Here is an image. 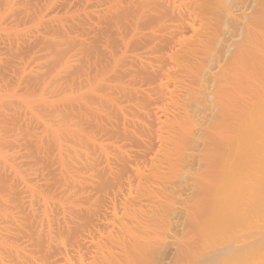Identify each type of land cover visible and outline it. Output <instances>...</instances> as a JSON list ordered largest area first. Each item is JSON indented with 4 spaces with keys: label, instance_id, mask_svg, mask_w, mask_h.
<instances>
[{
    "label": "bare ground",
    "instance_id": "obj_1",
    "mask_svg": "<svg viewBox=\"0 0 264 264\" xmlns=\"http://www.w3.org/2000/svg\"><path fill=\"white\" fill-rule=\"evenodd\" d=\"M86 1V7L85 2L82 4L85 9L83 6L81 8L84 9L85 13L82 12L83 10L80 12L79 7L76 6L79 10L77 13V10L72 11L75 8L76 0H64V2L63 0H46V3L43 0L42 2L45 4L40 7L42 8L40 10H38L40 0H0V264H60V262H62L61 264H264V0H166V3L171 6H168L170 10L166 8L167 5L163 0L160 1L161 5L156 2L159 5L158 10L157 5H154L156 7L154 10H157L156 14L159 12L160 15H167L165 18H168L169 12L173 9L177 11L176 14H179L177 16L172 12L176 17L173 16L175 19H172L171 23H174L177 29L170 27L172 38L170 33L166 32L169 31L167 30V22L166 27L163 25L166 28V34L169 35L166 37L171 38L174 43L171 42L172 45H170V40H164L166 37H163L161 42L158 40L160 43L156 44L155 39L157 40L158 37L155 39L152 37L154 31H148L149 26H147L149 28L147 33L151 32L149 36L154 39V41L151 40V44V38L148 41L139 39V36L145 31L142 32L140 29V34L137 29L139 36L136 37L137 33L134 36L135 30L132 32L134 28H130L129 32H132L130 33L133 34V37L142 42L146 41L145 43L148 44L146 46L144 43V50L146 48L149 50L154 46V49L156 48L160 53H162L161 50L166 51L163 53L169 59L165 58L168 59L165 64L162 62L164 60L161 58L162 56L160 57L162 60L159 63H163V65H159L160 69L163 70V72L159 70V75L161 74L162 77L160 78L163 79L159 81L160 84L158 80H155L158 76L155 79L148 78L153 77L155 70L150 66L152 64L147 66L150 63H148V59L145 64V59L143 60L141 57L144 56L142 52H145L143 48H141L143 51H137L142 46L137 47L136 52H132L134 53L132 55L129 52L132 49L131 46L130 50L126 49L129 53L125 52L127 55L129 54L128 56H136L135 54L139 52V56L144 61L143 63L139 59L142 62L140 64H143L144 68L146 66V69L150 66L152 69H148V72L153 70V73L147 78L152 82L153 80L157 81L161 86L157 84L154 85L156 86L154 88L158 90L160 87L165 90V95L166 93L168 95L166 101H164L165 98H162L163 101L158 102V104L163 103L162 106L158 105L161 107H159L157 114L160 115L157 119L161 125L159 124L160 130L157 133L159 138L155 137L160 141V145L152 157L155 148H152L154 145L151 143V148L154 150L149 148L152 151L151 154L150 152L149 155L147 154L148 159L151 157L149 163L148 159L144 162L141 161L146 156L143 157V153L140 155L142 159L139 160L143 163L147 162V165L139 163V161L135 162V158V163L132 164V167L130 166L132 169L127 165V168L134 173L130 172L131 175H129H136L135 178L137 177L138 180H136L137 185L134 181L135 184H131L133 183L131 182L130 186L129 180L132 181L133 179L131 178V180L130 176L127 175L128 173H125L126 177L124 178L126 181L128 180L125 185L127 184L128 188L123 185L124 175H120L125 170L129 172L127 168L122 169L123 166L119 165H122L124 161L121 159V161L119 160L121 163H113L112 160L116 161L117 155L126 158L127 155L124 156V153L127 149L129 152L131 146L123 148L125 151L122 153V144H125L124 147L128 144L123 143L122 138L128 136L126 138L129 140L130 135L136 130L134 124L136 126L138 124L137 122H132L133 124L122 122L127 127L133 125V131L128 132L131 133L128 135L127 130L129 129L126 130V125L123 124L122 127L125 131L122 128V135L125 134L123 131L127 134L123 137L118 134L121 132V124L116 125L119 126L117 130L120 132L114 129L111 131V127L108 126L112 124L114 128L117 123V121H109L114 120L111 117L115 118L113 115L118 112L117 109H114L115 106L112 108L115 99L124 96L122 100H125L128 97L126 100L129 102L126 103L121 99H119L121 102L118 100L120 102V105L116 104L118 108L124 106L122 104L127 105L128 103L129 105L131 98H133L131 102L137 101L138 103L143 99L140 95L135 97L133 92L134 86L140 83L137 82L140 76L135 78L137 84L134 81L133 83L136 84L134 86L132 77L134 78L135 75L131 78H125V80L132 79L131 83L129 81V85L132 84L130 86H133L134 97L131 96L132 92L128 91L127 87L130 86L128 83L126 86L125 80L123 86V74L125 73L123 69L129 65L123 64L120 58L123 59L125 56L119 58V55L125 51L122 50V41L126 39L125 43L123 42L126 46L129 42L126 37L131 34L125 32L127 36L121 37L125 38L123 40L120 38L121 34L115 35L117 29L113 30L114 32L111 31L116 36L114 38L118 37L120 38L118 41L121 40L120 47L118 46L119 50H122L120 52L114 43H111L114 41L116 43V39L112 38L113 41L110 39L111 42L108 43L110 52L107 47L100 46V42L103 40H101L99 32L96 35L99 37L91 35L90 38L85 37L86 34L82 33V36L81 33L78 34L79 29L82 30L84 25H92L85 11H89L87 4L91 3V0ZM138 1L133 2L134 5L142 4L140 3L141 0ZM78 2L79 0H77ZM118 2H113V8L117 6L116 10L122 8L121 6V8L118 7ZM145 2L147 4H145L146 6L143 5L145 6L144 9L146 11L147 8L149 11L153 2L151 4L148 3V0ZM162 2L166 7L162 5ZM116 3L117 5H115ZM133 3L125 0V4H123ZM109 5L112 3L108 2ZM134 5H130V9H128L129 6L128 8L126 6L128 12L121 9L124 11V16L117 11L118 17L122 15L121 17L124 18L125 12L132 13L131 16L136 13L138 15L137 10L134 12L137 9ZM62 6L64 9L67 7V10L59 12ZM154 6L153 8H155ZM107 7L105 10L112 6ZM133 7L134 9H132ZM55 9L60 15L64 12L68 13V17L65 15L67 18L62 19L65 13L60 17L56 11L58 15L55 14V17L52 13ZM130 10L131 12H129ZM154 10L151 11L154 12ZM43 12L47 14L51 12L52 14L49 13L51 15H48L54 16L55 20L46 19L47 14L44 15ZM99 12H97L98 18L101 20L102 16L99 17L101 12ZM102 12L105 14L104 10ZM110 12L113 11L110 10ZM114 12L111 14L114 15ZM79 13H82L90 22L80 24L82 21L79 20L82 17L78 15ZM93 14L91 15L93 16ZM141 15L143 14L141 13ZM141 15H139L140 19ZM139 16H136L137 19ZM171 16L170 12L169 20H166L169 21V24H171ZM108 17L104 18V21L107 24L109 22L110 25L112 19L118 18L116 16V18ZM130 17L128 18L130 19ZM134 17L132 18L135 21ZM119 19L113 21L117 22ZM151 19L154 20L152 17ZM120 20L119 24L116 23V27L121 29L122 25L120 24L126 20ZM92 21L95 25L97 24L93 18ZM53 22L58 23L53 25ZM115 22L112 24L115 25ZM130 22L131 27L134 23L133 21ZM139 22L138 25H141L142 22ZM147 22L149 24V20ZM99 23L102 26L100 33L106 35L107 33H104L105 30H103L105 28L103 21ZM158 24L155 25L157 26L156 29L158 26L161 27V22ZM79 25H83L82 28L81 26L79 28ZM110 25L108 27H111ZM144 25L145 23H142V26ZM93 27L91 28L94 31L96 28ZM116 27L112 26V29ZM84 28L85 31H82L85 33L86 29ZM125 28L122 30L124 31ZM172 29L176 31L173 32ZM106 30H109L107 37L108 35L109 38L114 36L110 35V29L106 28ZM150 30L155 29L152 26ZM119 31L121 33V30ZM95 32L93 34H96ZM86 33H88L87 36L90 35V31ZM161 34L165 35V33ZM33 38L37 40V43L34 42L35 44L30 45ZM128 38L131 39V37ZM106 39L109 42V39ZM152 41L155 43L154 45H152ZM24 43L30 45V48L34 45V50L32 48L30 52H25L28 49L24 50ZM111 44L114 45V50L110 46ZM99 47L109 51L110 57L115 53L113 51L120 54L112 57V61L108 55L107 59L110 62L105 60V64L102 66L100 64L99 68L97 61L102 63V60H97L100 58L98 56H104V54H100L102 52L99 51ZM135 48L136 46L133 50ZM154 49L152 51H155ZM152 53L154 52H151V55L157 57L161 55L160 53V55ZM95 56H97L96 61H94L96 65L94 62L91 63V58L93 59ZM146 56L149 57L148 55L144 57ZM136 57L138 60V55ZM103 58L105 57L101 59ZM130 60L127 62H134ZM139 62L137 61L136 66L140 65ZM154 62L156 61L154 60ZM91 64L95 66L94 73L90 69ZM121 66H124L123 69ZM155 67L158 68V66ZM135 68L139 70V66ZM87 69L94 76L86 72ZM146 69L144 71L141 69L143 77L140 78L142 81L144 75H147ZM109 73H113V76H109ZM128 73L129 75L126 76H131L134 72L131 74L129 71ZM135 74L138 76L137 72ZM107 75L112 79L106 78ZM6 76L7 78L10 77L9 81H6ZM126 76L124 74V77ZM234 81L237 89L235 88L236 85L232 86V90H236L231 95L236 94L235 99L228 95V93L230 94L229 90L227 92L228 85H233ZM82 82L84 83L83 87L80 85ZM151 83L146 85L150 86ZM139 85L143 87L144 84L141 85L140 83ZM157 86L159 87L157 88ZM142 87L139 89L142 90ZM24 88L27 90L22 91L25 90ZM162 89H160V94H162L160 96L164 97ZM136 90L139 93L140 90ZM152 90L150 92L154 94L156 90L154 92ZM145 95L142 96L146 101L145 97L148 94ZM158 95L156 96L159 98ZM156 96L155 99H157ZM138 97L141 99L134 100ZM153 97L150 99H154ZM150 101V103L153 102ZM154 101L156 102V100ZM135 102H132L133 106L139 107L140 105L135 104ZM146 102L148 105L149 99ZM154 104H152L153 109L157 103ZM11 105L14 108V113L9 115L7 111ZM146 108L143 106L142 109L145 110ZM152 108L151 110H153ZM121 109L123 108L121 107ZM121 109L118 110L121 111ZM155 109L157 110V107ZM124 110L125 113L129 109L124 108ZM93 111H97L101 115L94 116L93 114L89 117ZM123 111L121 112L123 113ZM141 111L138 112L140 113L139 119L143 113ZM118 113L116 118H118ZM129 113H126L127 116L130 115ZM123 114L119 116H124ZM144 114L146 119L149 115ZM157 114H155L156 117ZM132 115L135 118V114L132 113ZM100 116H103V120L106 117L109 123L106 120L104 122L109 125L102 127L103 125L100 124L102 129L98 128L100 126L97 123L96 126L89 125L95 130L98 128L99 130L96 131L99 135L94 130H90L91 127L86 132L87 128L84 125L88 121H91V124L97 122ZM92 117L97 118L96 121ZM155 118H153L154 122H157ZM129 119H127L128 122L134 120ZM118 123H120L119 120ZM144 126L146 127V124ZM142 127L143 124L141 129ZM103 128L104 131L107 128L108 131L105 132L111 131L110 134L115 137V139H110L111 135L108 133L109 137L106 139H108L107 141L110 140V143L116 141L117 145V140L121 139L118 145L114 146L115 150L119 149L118 146H120L121 149L119 150L123 155H120V152L117 154V150L116 153L112 152L114 147L111 150L112 143L107 145L106 140V144L104 143V136L100 137L102 140L99 138L101 130L104 132ZM129 128L131 127L129 126ZM155 128L153 129L156 130ZM114 131L117 134L116 132L114 134ZM89 132L95 133L93 135L96 136L88 135ZM97 135L99 139H97ZM116 135L120 137L117 140ZM142 135L144 136V133ZM32 137L36 142H30ZM138 137L141 138L142 136L138 135ZM155 138L154 141L156 142ZM138 139L134 138L133 141L138 142ZM141 139L143 143L145 139ZM133 141L130 142L133 143ZM145 145L144 149L141 147L142 150H146ZM24 147L25 149L21 153ZM51 151L53 155H51ZM133 152L139 151H132V155ZM49 154L55 157H49ZM135 156L139 155L136 153ZM50 158H56L57 164H60L58 168H61V172L59 169L55 172V174L60 173V175H52L53 170H57V168L54 166L53 169L51 165L53 161ZM132 158H126L125 163ZM48 159L52 161H48L51 163L48 164L50 167L52 166V170L50 168L47 170ZM46 164L47 169H45ZM115 164L117 165L116 169L118 166V168H122L121 170L117 169L120 172L115 171L116 169L113 170V174L115 171L116 175L112 179L113 176L110 178L112 174L110 166L115 168ZM202 164H204V168L200 166ZM197 165L202 168H198ZM34 166L35 169H33ZM43 170L51 171L52 173L46 171V174L49 177L51 174L54 179L51 178V181L49 179L48 183H42L44 180L40 182L37 178L43 179L41 178L43 176L39 177L40 173H44ZM200 170L204 173H201ZM34 174L37 178L32 177ZM48 175L44 179H47ZM54 176L58 177L55 178ZM114 179H116L115 182ZM117 183L123 185H119L122 188L121 191L119 189L120 193L115 191L118 187ZM124 186L127 190L123 189ZM134 186H136L135 189L132 188ZM115 192L122 195V198H119L120 203L118 204L121 205L119 208V205H116L119 199ZM144 197L148 198V201L150 200L148 203H151V208L145 206L148 205L147 200H145V205L143 201L145 207L142 206L141 201L142 198L145 199ZM143 207L148 211L144 210ZM94 221L108 225L106 228L110 230L105 232L106 229L97 226L102 225L97 222L94 227ZM85 233H87V241L90 237L89 243L94 246L93 256L90 251L88 254L83 250L88 258L81 249L84 241L82 240L81 246V240L77 241L79 245L74 242L77 236ZM45 242L48 243L49 248L50 245H53L54 248L55 246L58 247L56 250L60 254V258L58 257L60 262L56 260L57 258H52L55 249L52 250V254L45 250L47 249ZM44 244H46V248ZM118 245L120 247H115ZM90 247L92 248V246ZM51 248L53 247L51 246ZM116 248H122V254ZM116 250H119L118 254H116ZM119 254L122 256H117ZM89 255L92 257L89 258Z\"/></svg>",
    "mask_w": 264,
    "mask_h": 264
},
{
    "label": "rangeland",
    "instance_id": "obj_2",
    "mask_svg": "<svg viewBox=\"0 0 264 264\" xmlns=\"http://www.w3.org/2000/svg\"><path fill=\"white\" fill-rule=\"evenodd\" d=\"M42 1H43V0H42ZM42 1L40 0V6H39V9H38V10L42 9V8H40V7H43V5L46 3V2H45L46 0H44L45 3H43ZM48 1H49V0H48ZM82 1H84V0H79V2L77 3V0H76V4H78V5H76V4L74 3V6H75L76 9L74 8L75 10L73 9L72 11H76V10H77L76 12L78 13L79 10H78L77 8L79 7L80 12H81V10H83L82 12H84V9H85V7H86V2H87V1H86V0L84 1L85 4H84V2H82ZM98 1H99V3H98ZM101 1H102V2H101ZM104 1H105V2H104ZM104 1H103V0H97V1L91 0V1H90L91 3L87 4V7H88V5H89V9H88L89 11H90L92 8H93L92 11L94 10V11H93L94 14L92 13V11H90V13L87 14V12H89V11L85 10V11H86L87 18H89V20H91V23H90V24H92V25H89V24H88L90 21H87L88 19L85 18V17L83 16L82 13H79V14H78L79 16L82 17V19L84 18V20H82L81 17H79V18L81 19V20H79V21H80V22L82 21L80 24H83V23L85 24V23L87 22L88 26H87V25H84V27L86 26V28H84V27H83V28L86 29V32H89V31H90V33H89L90 35L87 36L88 33H86V32L84 33V32H83V31H85V30H83V28H82L83 25H79V28H80V26H81V28H82L83 31H82L81 29H79V31H78L79 33H78V34L81 33V34H80L81 36H82V33H83L84 35L86 34L85 37H87V38H88V37L90 38L91 35H92V36L94 35L95 37H99V36H100L101 40H103L104 42L106 41L104 44L102 43L103 41L100 42V46H101V47H107V49H108L110 52H111V50H110V48H108V47H109V44H110L111 41H113L112 38H113L114 40L116 39V41H117L116 43H115V41H114V42H111V43H114L116 49L118 48V49H117L118 52H120V51H122V50H125L124 52H121V55H122V56L119 55V58H120V57H123V55L125 56V57H123V59L120 58V60L123 62V64H125L126 66H127V65H129V66L131 65L132 68H134V69H136L135 67L138 68V66H139V70L141 71V69H142V70L144 71V69H146V66H145V68H144V65H143V64H142V65L140 64V63H142L141 60H142V58H143V60L145 59V64H146L147 61H148V63L150 62L149 64H147V66L150 65V64H152V65H150V66L153 68V70H155V71H153V70H152V71H153L155 74L157 73L156 75L154 74L155 76L153 75V77L150 76V77H148V78H150V79H155V78L158 76L157 79H155V80H158V82H159V81H162L163 79L161 80V78H162V77H161V74L159 75V73H160L159 70H162V69H160V66H159V65H161V64L163 65V63H159V62H161V60L164 59L162 62H165V64L167 63L166 61H167L169 58L163 53V52L166 53V51L161 50V52L163 53V55H162V53H160V51H158L156 48L154 49V46H152V48L150 47L151 49H149V50L145 47L147 50H146V49L144 50L143 45H144V43H145L146 41L149 40V38H151V37L149 36V33H151L152 31H154V32H152V33H153V36H152V37H153L154 39H155L156 37H158L157 40L155 39V41H157L156 44H159V43L161 42L162 38H163V37H166V36L168 35V34H166V32L170 33L169 35H170V37L172 38V36H171L172 31L170 30V27L172 26L171 28L176 29L174 23H171V22L173 21L172 19H175V18H173V16H175V15H173V13L176 14L177 11H176L175 9H173V10L171 9L172 11H170L171 14H172V16H171V18H170V19H171V20H170V23L172 24V25H171V24L168 23L169 21H166V20H169L170 12H169V14H168V16H169L168 18H165L167 15H166V16L163 15V14L160 15L159 12L156 14V12H157V10H158V8H159V5H157L156 2H159L158 4H160V1H162V0H159V1H158V0H153V1H152V0H148V3L151 4V3L153 2V5H151V7H149V5H147V6L150 8V9L148 8L149 11H148L147 8H146V11H147V12H146L145 9H144L145 6H146L145 4H147V2H145V0H141V2H140V0H139V1L137 0L138 2L142 3V4L138 3V4H140L141 6H140V5H139V6L134 5L135 3H133V2H135L136 0H126V1L129 2V3H133V4H127V5H124V4H125V0H119L120 2H118L117 0H115V1L118 2V4H119L118 7L121 6L122 8H121V7H120V8H121V9H125L124 11H127L126 6H127V8H128V6H129L128 9H130V5H134V7L137 8V9L134 10V12L137 10V11H138V15H137V13H136V14L134 15L135 17H134V16H131V15H133V14H132V13H127V12H128V11H127V12H125V13L127 14V16H126V14H125V17H124V18L121 17L122 15H119V17H118V12H119V13L121 12V13L123 14V16H124V11L121 10L120 8H118V9H120V10H116L117 6L113 8V5H114L113 2H115L114 0H111L112 2H111L110 0H104ZM122 1H123V2H122ZM146 1H147V0H146ZM151 1H152V2H151ZM63 2H64V0H63ZM80 2H82L81 5H80ZM88 2H89V1H88ZM95 2H96V3H95ZM100 2H101V3H100ZM108 2H109L110 4L112 3V5H109V6H112L111 8H108V7H109V6H108ZM154 2H155V3H154ZM163 2L167 5V7H166L165 4H163ZM163 2H162V5H164L167 9L169 8L168 10H170V7H171L170 4L166 3V2H167L166 0H163ZM41 3H43V4H41ZM94 3H95V4H94ZM106 3H107V4H106ZM123 3H124V4H123ZM143 3H144V4H143ZM36 4H37V2H36ZM82 4H84L85 7H84V5H82ZM90 4H91V5H90ZM100 4H101V5H100ZM136 4H137V2H136ZM41 5H42V6H41ZM97 5H98V6H97ZM115 5H117V3H116ZM122 5H124V6H122ZM143 5H145V6H143ZM154 5H157V6H156V7H157V10H154V9H156V7H155ZM160 5H161V4H160ZM69 6H70V5H69ZM76 6H78V7H76ZM80 6H81V7H80ZM82 6L84 7V9H81V8H83ZM90 6H92V7H90ZM94 6H95V7H94ZM100 6H101V7L104 6V7L101 8ZM107 6H108V7H107ZM153 6H154L155 8H153ZM168 6H170V7H168ZM65 7H66V6H65ZM67 7H68V5H67ZM67 7H66V8H67ZM106 7H107L108 9L105 10ZM134 7H133L132 9H134ZM62 8H63V9H62ZM62 8H60L59 12H61L62 10H63V11L67 10L66 8L64 9L63 6H62ZM97 8H100V9L97 10ZM140 8H142V9H140ZM151 8H152V9H151ZM56 9H57V8H56ZM56 9L54 10V12L56 11ZM101 9H103V10L105 11V14L108 13V14H106L107 17L110 16V14L113 13V12L116 10V11H115L116 14H115V12H114V15L111 14V16H112V18H116V17H118V18H117V19H112V18H111V19H112L111 25H110L109 22H108V21H111V20L108 19V21H107L108 24H107V23L104 21V18H107V17H106V15L104 14V12H102L103 10H101ZM109 9L112 10L113 12H110ZM114 9H115V10H114ZM132 9H131V10H132ZM143 9H144V11H143ZM108 10H109V11H108ZM131 10H130L129 12H131ZM141 10H142L143 12H142ZM151 10H154L155 13L152 12ZM57 11H58V9H57ZM57 11H56V12H57ZM99 11H100L101 14H102V15L99 14V17L102 16V17H101V20H102V18H103V20H102V21H103V26L105 27V28H103V30L106 31V32L104 31V33H107V34L109 33V32H107V31H109V30H106V28H108V29H110V35H111V34L114 35L112 32H114L115 29H117V30H118V31H117L118 33L116 32L115 35H116V36H119V35L121 34V35H120V38H121V37H123V36H124V37L127 36V33L130 35L134 30H135V33H134V36H135V34L141 29L140 31H142V32L145 31V33H146V34H145L144 32L142 33V35H143V39H142V35L139 36V33L141 34L140 31H139V33L136 34V37L139 36V39H140V40H146V41H143V42H142V41H140L138 38L133 37V36H132L133 34H131L130 36H127V37H126L127 40L129 39V40H128L129 42L131 41V42H130V45H129V42H128V44L126 45V46H127V48H126V46L123 44V42L125 43V41H126L125 38H121V39H123V40L125 39V41H122V44H121V40L118 41V39H120V38H118V37H117V38H114V37H116L115 35H114L113 37L109 38V35H108V37H107V34L105 35V34H103V33H100V32H102V26L100 25L101 23H99V22H102V21L99 20L100 18H98V13H97V12H99ZM117 11H118V12H117ZM54 12L52 11V13L54 14V16H55V14H56V15H58V14L60 15V13L57 12V13H58V14H57L56 12H55V13H54ZM95 12H96L97 14H96ZM100 12H99V13H100ZM109 12H110V13H109ZM139 12H140V13H139ZM151 12H152V14H153V13H154V14L152 15ZM172 12H173V13H172ZM43 13H45V12H43ZM49 13H51V12H48V14H49ZM52 13H51V14H52ZM64 13H65V12H64ZM64 13H63V14H64ZM69 13H72V12H69ZM84 13H85V12H84ZM121 13H120V14H121ZM141 13H142L143 15H141ZM145 13H146V14H145ZM46 14H47V13H45L44 15H46ZM48 14H47V16H46V19H47V18H49V19H50V18H51V19H54V18H53L54 16L51 17V16H49V15H51V14H49V15H48ZM63 14L61 13L60 17H62ZM67 14H68V13H67ZM67 14L65 13V14L63 15L62 19H66V18L68 17ZM91 14H93V16H92ZM95 14H96V15H95ZM148 14H151L152 16H151V15H148ZM65 15H66L67 17H66ZM129 15H130L131 17H130ZM139 15L142 16L141 19H140V16H139ZM157 15H158V16H157ZM159 15H160L161 17H160ZM162 15H163V17H162ZM176 15L178 16L179 14L177 13ZM94 16H95V17H94ZM96 16H97V18H96ZM111 16H110V17H111ZM115 16H116V17H115ZM136 16H139V18H138L139 20L137 19ZM143 16H144V17H143ZM150 16H151L154 20H155V19H157V20H156L155 22H154V20L152 21V19H151ZM55 17H56V16H55ZM57 17L60 18L59 16H57ZM64 17H66V18H64ZM110 17H108V18H110ZM120 17H121V18H120ZM128 17H130V19H132V20H130ZM132 17L135 18V21L137 20V21H136V22H137V25H136V22L134 21V19H133ZM157 17L160 18V19H158ZM175 17H176V16H175ZM92 18H93L94 20H96V22H97L96 25H97L98 28L101 26V27L99 28L101 31L96 27L95 23L92 21ZM119 18L122 19V21H123V20H126V21L128 20L127 22H126V21H123V23L120 24V25H122V26H121V29H120V27H118L119 29L116 27V26H117L116 23L119 24V21H121ZM126 18H127V19H126ZM146 18H147V20H146ZM162 18H164L165 20L163 21ZM46 19H45V21H46ZM118 19H119V21L115 22V21L118 20ZM150 19H151V23H150ZM161 19H162L163 23H162ZM54 20H55V19H54ZM85 20H86V21H85ZM98 20H99V22H98ZM106 20H107V19H106ZM113 20H115V21H113ZM141 20H142V21H141ZM143 20H144L145 22H144ZM148 20H149V24H150V25L147 24V23H148V22H147ZM129 21H131V22L133 21V23H134L135 26L132 24L131 27H130ZM139 21H141L143 24L145 23L146 27H144L145 25L142 26V23L139 22ZM92 22H93L94 24H93ZM113 22H115V25L112 24ZM124 22H126V23L124 24ZM131 22H130V23H131ZM138 22L141 23V25H140V24L138 25ZM146 22H147V23H146ZM153 22H154V23H153ZM160 22H161L162 30H161V27L158 26V29H156L157 26H155V25H157L158 23L160 24ZM166 22H167V26H168V27H167V30H169V31H171V32L166 31V28H165V27H166ZM174 22H175V21H174ZM57 23H58V22H57ZM57 23L55 24V22H53V25H54V24L57 25ZM98 23H99V26H98ZM104 23H105L106 25H105ZM175 23H176V22H175ZM123 24H124V25H123ZM126 24H129V25H127V26H129V27H127ZM152 24H153V25H152ZM159 24H158V25H159ZM176 24H177V23H176ZM108 25H110L111 27H108ZM163 25H165V27H164ZM169 25H170V26H169ZM173 25H174V26H173ZM40 26H41V27H40ZM40 26H38V27L42 28V25H40ZM90 26H91V27L95 26L96 29H94V31H96V32H95L96 34H93L94 31H93V29H92ZM112 26H113V27H116V28L112 29ZM133 26H134V27H133ZM138 26H139V27H138ZM147 26H149L150 29H152V26H153L155 30H150ZM89 27H90V28H89ZM125 27H126L127 29L129 28L128 31H127V29H126ZM136 27H137V28H136ZM143 27H144V28H143ZM163 27H164V28H163ZM93 28H94V27H93ZM123 28H125L124 31L122 30ZM130 28H131V29L134 28V29L132 30V32L130 31L131 33L129 32V30H131ZM135 28H136V29H135ZM159 28H160V30H159ZM88 29H89V30H88ZM91 29H92V30H91ZM97 29H98V31H97ZM137 29H138V31H137ZM148 29H149V30H148ZM163 29H165L164 32H163ZM173 29H172V30H173ZM87 30H88V31H87ZM113 30H114V31H113ZM119 30H121V33H120ZM125 30H126V31H125ZM147 30H148V31H151V32L147 33V32H148ZM176 30H177V29H176ZM176 30H173V32L176 31ZM91 31H92V32H91ZM111 31H112V32H111ZM122 31H123V32H122ZM155 31H156V33H157V32H158V33L156 34ZM159 31H160V32H159ZM161 31H162V32H161ZM165 31H166V32H165ZM98 32H99V33H98ZM125 32H127V33H125ZM97 33L99 34V36H96ZM161 33H165V35H164V34H161ZM117 34H118V35H117ZM155 34H156V35H155ZM84 35H83V37H84ZM137 35H138V36H137ZM145 35H146V36H145ZM157 35H158V36H157ZM159 35H162V36H159ZM169 35H168V37H169ZM148 36H149V37H148ZM128 37H131V39L128 38ZM145 37H148V38L144 39ZM168 37H166L165 39L163 38V39L166 40V41H169V40H170V45L174 44V43L172 42V39H171V38L169 39ZM106 38L109 39V42H107L108 40H107ZM153 38L150 39V44H151V40L154 41ZM159 38H160V39H159ZM167 38H168V39H167ZM174 38H175V37H174ZM174 38H173V39H174ZM93 39H94V38H93ZM97 39H98V38H97ZM110 39H111V41H110ZM132 39H133V42H132ZM136 39H138V40H136ZM88 40H89V39H88ZM90 40H91V39H90ZM134 40L137 41V42H135ZM158 40H160V42H159ZM32 41H33V42H32ZM32 41H30V42H32V43H30V45L33 44L34 42L37 43V40H35V38H33ZM153 41H152V45L155 44ZM173 41H174V40H173ZM89 42H90V41H89ZM158 42H159V43H158ZM171 42H172V44H171ZM27 43H29V42H27ZM27 43H24L23 46H24V50H25V49H28V50L25 51V52L28 53V51L30 52V51H31L30 49H32V48L34 47V45H32L31 48H30V47H29L30 45L28 46ZM35 43H34V44H35ZM108 43H109V44H108ZM134 43H135V44H134ZM147 43H148V42H147ZM106 44H108V45L106 46ZM116 44H117V46H116ZM119 44L123 45V46H122V47H123L122 50H119V49H120V48H119V47H120ZM145 44H146V43H145ZM150 44H149V45H150ZM163 44H166V43H163ZM104 45H105V46H104ZM114 45L111 44L110 46L113 48ZM132 45H133V46H132ZM147 45H148V44H146V46H147ZM26 46H27L28 48H27ZM35 46H36V45H35ZM118 46H119V47H118ZM130 46H131V48H132V49H131L132 51L129 49ZM135 46H136V48H135V50H133ZM139 46H142V47H140V50H139V48H138V50H137V47H139ZM144 46H145V45H144ZM150 46H151V45H150ZM2 47L4 48L3 45H2ZM2 47H1V48H2ZM39 47H40V46H39ZM115 47H114V48H115ZM124 47H125V48H124ZM3 48H2V49H3ZM114 48H113V50H114ZM141 48H143V50L145 51V52H142V53L144 54V56H145V55H148L149 57H147V56H146V57L141 56V57H142V58H141V57L139 56V52H137V54H135L136 56L138 55V60H137V57H136V56H131L132 54H134V53L136 52V50H137V51H143ZM148 48H149V46H148ZM116 49H115V50H116ZM126 49H129V50H130V51H129V52L131 53L130 56H128L129 54L127 55V53H129V52H127L128 50H126ZM152 49H154L155 51H152ZM33 50H34V48H33ZM103 50H104V51H103ZM150 50H151V51H150ZM4 51H5V49L3 50V52H4ZM99 51L102 52V53H100L101 55L104 54V56H102V57H105V58H106V59H105V58L101 59L102 57H101V56H98V58H99V57H100V58L97 59V60H102V61H101L102 63H100V61H97V64H98V62H99L98 66H99V68H100V64H101V66H102V64H103V65L105 64L104 61H105V60H108V59H107V56L109 55L108 58L110 57V54H109L110 52H109V51H105V48L101 49L100 47H99ZM157 51H158V52H157ZM103 52H105L106 54L103 53ZM113 52H115V53H114L115 55L112 53V54L114 55V56L112 55V57H116V56H118V54H120V53H117L116 51H113ZM125 52H127V53H125ZM132 52H134V53H132ZM151 52H154L155 54L157 53L156 55H160V54H161V55H160L159 57H157V56L151 55ZM107 53H108V54H107ZM140 53H141V52H140ZM154 53H152V54H154ZM159 53H160V54H159ZM116 54H117V55H116ZM143 54H142V55H143ZM126 55H127V56H126ZM140 55H141V54H140ZM161 56H162V57H161ZM164 56H165V57H164ZM112 57H110L109 59L111 60ZM126 57H127V58H126ZM160 57H161L162 59H161ZM166 57H167L168 59H165ZM95 58H97V56L93 57V59L91 58V63H93L94 61H96ZM125 58H126L127 60H126ZM128 58H129V59H128ZM130 58H132V60H130ZM133 58H134V60H133ZM135 58H136V59H135ZM152 58H153V60H150V59H152ZM124 59H125V60H124ZM139 59H141V60H139ZM147 59H148V60H147ZM123 60H124V61H123ZM129 60L132 61V62L134 61V62H133V63H131V62H127V61H129ZM136 60H137V61H140L139 64H140L141 66H140V65L136 66V65H137V64H136V63H137ZM143 60H142V61H143ZM146 60H147V61H146ZM154 60H155L156 62H154ZM111 61H112V60H111ZM135 61H136V63H135ZM103 62H104V63H103ZM106 62H107V61H106ZM108 62H110V61L108 60ZM125 62H126V63H125ZM94 63H95V62H94ZM127 63H128V64H127ZM143 63H144V61H143ZM153 63H155V64H153ZM156 63H157V64H156ZM106 64H107V63H106ZM165 64H164V65H165ZM95 65H96V63H95ZM125 65H124V66H125ZM133 65H134L135 67H134ZM154 65H155V66H158V68L155 67ZM124 66H123V67H124ZM129 66H127L125 69H123V67L121 66L122 69L125 70V73H124L125 76H126V75H129V73H128L129 71H130L131 74L134 72L133 75L130 74L131 76H126V77H124V74H123V81L125 80V78H128V77L131 78L132 76L135 75L136 77H135V76H134V78L132 77L133 81H132V79H130V80H129V79H126V80H125V81H126V86H127V83H128V86H130V85H132V84H133V86H134V85L137 84V83H136V80H137V79L135 80V78H138L139 76L142 78V77H143V76H142L143 74H141L142 71L140 72L138 69L134 70V69L131 68V66H130V68H129ZM142 66H143V67H142ZM150 66L147 67V69H146L147 71H145L147 75H144V78H145V79L143 78V81H144V82L142 81V79H141L140 77H139L138 80H137V82H140L141 85L144 84L145 86L143 85V87H142V86L139 85V84H140V83H139L138 85L134 86V88H133V86H132V87L130 86V87H127L129 90L126 89V90L131 91V92H132L133 89H134L133 92L135 93V94H134L135 97H137L138 95H140V97H143V99H141L140 97H138L137 99H134V100L141 99V100L139 101L140 103H138L137 101H136L137 103H136L135 101H132V102H135V104L140 105L141 107H140V106L138 107L137 105H134V106H133V104H132V102H131V100H132L133 98H131V100H130V103H131L132 105H131L130 103H129V105H128V103H127L128 106H127L126 104H122V105H124V106H121L123 109H121L120 106H119L120 108H118V106L116 107V104L120 105L119 103H120L121 101H120L119 99H121V100H122V98L124 99V96H122V97L120 96V98L118 97L117 100L115 99V102H114L115 104H112V105H113L112 108H114V106H115L114 109H117L118 112L120 111V110H118V109H121V111H123L124 108H126V109L128 108L129 110H128V111L126 110L127 112H125V113H124V111H125V110H124V111H123L124 114L120 111V113H122L124 116H119V115H122V114L116 112V114L118 113V115H117L118 118H116V114L113 115L115 118H112V117H111V119H114V120H109L110 122H111V121H114V122L117 121V123L114 125V126L116 127V129H115V127L113 128L112 124H111L110 126H108L109 124L107 125L106 122L109 123V121H107V118L104 117V118H105L104 120H106V122H104V120H103V116H100V118H101L102 120L99 118V120H101V121H99V120H98L97 118H95V117H92V118L95 119L94 121H96V119H97V122H94L93 124H91L92 122H91V121H88L89 124H88V122H87V124L84 125V127H86L87 129H88L89 127H91V129H90V128H89V129H90V130H94L95 133L97 134L98 131H96V130H97L98 128H101L100 124L103 125L102 127H106V125H107L108 127H111V131H113L112 129L118 131L117 128H118L119 126L117 127L116 125H117V124H119V125L121 124V125H120V130H121V132L118 131V132H120V133H118V134L120 135V137H123V136H126V135H127L126 132H124L125 129H126V130L129 129V130H127V133L130 132V131H131V132L133 131V125H128V127H127L126 124H130V123L133 124L132 122H134V123L137 122L138 126H139V124H140L139 127L136 126V124H134V125H135L134 128L136 127L135 129H136L137 131H136L135 129H134V130L136 131V134H138L139 136L141 135V136H142L141 138L145 139V141L143 140L144 142L142 143V141H141L142 139L139 138L138 135H137V137H138L139 139H138L137 137H135L136 134H135V131H133L134 133H132V134L130 133L131 135L128 133V135H130V137H131V138H129V140H127L128 138H126V137H128V136L122 138L123 143H124V142H125V143H128V144H126V147H124L125 144H122V143H121V144L123 145L122 149L120 148V146H118V148L122 150V153H124V151H125V150L123 151V148L125 149V148H128L127 146H129V147L131 146V148H129V150L131 151V153H130V151L127 152V151H128V149H127V151L125 152L126 154L124 153V156L127 155V156H125L126 158H129V157L132 158V157H133V158H132L133 160H132V159H128V160L133 161V162H130V161L127 160V163H125L126 158L124 159L123 156H119V155H117V156L119 157L118 160H117V158H118L117 156H116V161H115L114 159L112 160L113 163H114V162H116V163H117V162L121 163L120 161H121V159H122V160L124 161V162H123V161H122V162L125 163V164L123 165V163H122V165H121V164L118 163L120 166H123V168L121 167L122 169L127 168V165H129V168H130V166L132 167V164H133V163L138 162V161H139V163H140L141 161L144 162L145 160L148 159V157H147V156L149 155L148 153L150 152V154H151V152L154 150V149H152V148H155L154 152H152V153H153L152 157H153L154 154H155V152H156V148L159 147V145H160V143H159L160 141H158V139H157V138H159V137L157 136V133H159L158 130H160L159 128H160V125H161V124H160V122H159V119H157L158 116H159L160 114H157V113H159V107H161V106H162L161 104H163V103H161V104L159 103L161 106L158 107V105H159L158 102H162L164 98H165L164 101H166V99H167L166 97H168V95H167V93H166V95H167V96H166V95H165V90H163L162 88L159 87V86H161V85H160L161 82H159V83H160V84H159V83H157V81L153 80V82H152V80H150V79L147 78V76H149V75H151V73H153L152 71H149L150 73L148 72V69H149V70L152 69V68H150ZM153 66H154V67H153ZM94 67H95V66H94L93 64H91L90 69L93 70ZM121 67H120V68H121ZM154 68H157V69H154ZM129 69H130V70H129ZM92 70H91V71H92ZM118 70H120V69H118ZM127 70H128V71H127ZM131 70H133V71L131 72ZM156 70H158V71H156ZM138 71H139V72H138ZM86 72H89V70L87 69ZM94 72H95V71L93 70L92 73H94ZM135 72L138 73V76L135 74ZM161 72H163V70H162ZM9 73H10V72H9ZM89 73L91 74V72H89ZM110 73H111V72H110ZM110 73H109V76H111V75L113 76V73H112V74H110ZM127 73H128V74H127ZM143 73H144V72H143ZM140 74H141V75H140ZM144 74H145V73H144ZM91 75H92V74H91ZM162 75H164V73H162ZM92 76H94V75H92ZM109 76L107 75L106 78H110V80H111L112 77H109ZM121 77H122V76H121ZM160 77H161V78H160ZM159 78H160V80H159ZM6 79H7L6 81H9L10 77L7 78V76H6ZM139 79H140V81H139ZM83 80L85 81V78H84ZM146 80H147V81H146ZM148 80H149V81H148ZM125 81H124V83H123V86L125 85ZM129 81H130V83H131V81H132V84L129 85ZM134 81H135V82H134ZM145 81H146V82H145ZM150 81H151L152 83H151ZM154 81H155V82H154ZM133 82L136 83V84H134ZM148 83H151L150 86L153 88V90H152V88H151L150 86H148V85H149ZM155 83H156V84H155ZM83 84H84V83L82 82L80 85L82 86ZM146 84H148V85H146ZM152 84H153V85H152ZM157 84L159 85V86H157V88L159 87L158 90L154 88V87H156V86H154V85H157ZM230 84H231V83H230ZM234 85H236V84H235V81L233 82V85L231 84V86L228 85V87H227V88H228V89H227V92H228V90H229V92H230V94L228 93V95L232 96L233 98H234V96L237 97L236 94H235V95H231V93L233 92V94H234V92H235L234 90L237 89V85H236V86H235L236 89L232 90L233 87H234ZM83 86H84V85H83ZM83 86H82V87H83ZM126 86H125V87H126ZM139 86H140V87H139ZM147 86H148L149 88H148ZM232 86H233V87H232ZM141 87H142V90L139 89V88H141ZM130 88H131V89L133 88V89L131 90ZM145 88H147L148 90L151 88V90H152L153 92L156 90V91H155L156 93L154 92V94H153V93L150 92L151 90L148 91V90L145 89ZM22 89H23V88H22ZM24 89H25V88H24ZM136 89H138V90L141 91V92L139 91L140 94L137 92ZM160 89H162V90L164 91V92L162 91V93H164V94H163L164 97H161V96H160V95H162V94H160V92H161ZM230 89H231V90H230ZM26 90H27V89L22 90V91H26ZM135 90H136V91H135ZM22 91H21V92H22ZM142 91H143L144 93H143ZM147 91H148V92H147ZM133 92H132L131 96L134 97ZM149 92H150V93H149ZM157 92H158V93H157ZM236 92H237V91H236ZM145 94H146V95L148 94V96H146ZM158 94H159V95H158ZM142 95H145V96H146V97H145V98H146V101H148V99H149V103H148V105H147V102L144 100V96H142ZM151 95H152V96H151ZM153 95H155V96L158 95L159 98L156 96L157 99H155V96L153 97ZM150 96H151V97H150ZM148 97H149V98H148ZM152 97H153L154 99H150V98H152ZM160 98H161V99H160ZM162 98H163V99H162ZM233 98H232V99H233ZM126 99L128 100V97H127ZM126 99H125V100H126ZM158 99H159V101H158ZM234 99H235V98H234ZM234 99H233V100H234ZM118 100H119L120 102H119ZM125 100H122V101H124V103L129 102V101H127V100L125 101ZM143 100H144V101H143ZM150 100H152L154 103H157L156 106H154V109H153L152 107H153V105H155V104H154L153 102L150 103V102H151ZM154 100H156V102H155ZM160 100H161V101H160ZM117 101H118V102H117ZM13 102H14V101H13ZM116 102H117V103H116ZM142 102H143L145 105H144ZM14 103L17 105L16 102H14ZM141 103H142V104H141ZM166 103H167V102H166ZM149 104H151V105L153 104V105H152V106H151V105L149 106ZM164 104H165V103H164ZM12 105H13V104H12ZM12 105L9 107V109H8V111H7V113H8L9 115H12V114L14 113V111H13L14 108H13ZM142 105L145 106V108H146V107H147V108H146L145 110L142 109V108H143ZM129 106H130V107H129ZM135 106H137V107H135ZM148 107H149V108H148ZM155 107H157L158 112H157V110L155 109ZM136 108H139V109H136ZM151 108H152L153 110H151ZM130 110H131V111H130ZM141 110H143V111H141ZM149 110H151L152 112H151V111L149 112ZM155 110H156V111H155ZM133 111H135L137 114H136L135 112H133ZM140 111L143 112V113L141 114L142 117L140 116L141 119L138 118V115H140V113H138V112H140ZM144 111H146V112H144ZM93 112H94V111H93ZM93 112L90 113V116H89V117L93 116V114H94V116H96V115H98V114L101 115L100 113H97V111L94 112V113H93ZM129 112H130V113H129ZM147 112H149V113H147ZM126 113H129V114H130L129 116H131V114L134 113V114H135V118H134V115H132L133 117H132V116L129 117V116H127L128 114H126ZM144 113H146V116L149 115L148 117H146V119H145V117H144V115H145ZM154 113L157 114V117H156V115H155ZM147 114H148V115H147ZM99 115H98V116H99ZM98 116H97V117H98ZM125 116H126L127 118H124ZM128 117H129L130 119H129ZM136 117H137V118H136ZM155 117H156V118H155ZM119 118H120L122 121H121ZM122 118H123V119H122ZM142 118H143V121H146L145 123H144L143 121H141ZM153 118H155V121H157V122H154V119H153ZM89 119L91 120V118H89ZM115 119H117V120H115ZM125 119H126V121H125ZM127 119H129V120L134 119L135 121L133 120V121H129V122H128ZM118 120H119L120 123H118ZM123 120H124V121H123ZM136 120H137V121H136ZM92 121H93V120H92ZM140 121H141V123H139ZM149 121H150V122H149ZM122 122H126V124L123 123V124L126 125V126H125V129L122 127V126H123ZM85 123H86V122H85ZM96 123H97V125L99 124L98 126H100V127H98V128L95 127V128H96V130H95V129H93L94 127L92 128V126H93V125L96 126ZM147 123H148V125H147ZM152 123H153V124H152ZM155 123H156V124H155ZM157 123H158V124H157ZM113 124H114V123H113ZM142 124H143V127H142V129H141ZM144 124H146V127L144 126ZM159 124H160V125H159ZM86 125H87V126H86ZM89 125H92V126H89ZM153 125H154V126H153ZM129 126H130L131 128H129ZM156 126H157V128H155ZM158 126H159V127H158ZM108 127H107V128H108ZM126 127H127V128H126ZM147 127H148L149 129H148ZM86 128H85V129H86ZM107 128H105V131H108ZM122 128H123V130H124L123 133H125V134H123V135H122ZM143 128H144V130H143ZM146 128H147V129H146ZM153 128H155L156 130H154ZM87 129H86V132L89 131V129H88V130H87ZM101 129H102V128H101ZM101 129H100V130H101ZM106 129H107V130H106ZM118 129H119V128H118ZM138 129H140V131H138ZM145 129H146V130H145ZM98 130H99V129H98ZM109 130H110V129H109ZM153 130H154V132H152ZM94 131H91V132H94ZM103 131H104V128H103ZM105 131H104V132H105ZM111 131H110V132H105V133H104V132H102V130H101L102 135H101V133H100L99 138H100L101 136H104L103 138H105V139H103V140H104V143H105V140H106V141L108 140V139H106V138L109 137V135H111V134H110V133H112ZM116 131H114V134H115ZM143 131H146V132H143ZM149 131H150V132H149ZM157 131H158V132H157ZM138 132H140V133H138ZM148 132L150 133L149 135H148ZM151 132H152V133H151ZM89 133H90V132H89ZM89 133H87V134H88V135H92V136H96V135H93V134H95V133H92V134H91V133L89 134ZM108 133H109V135H108ZM143 133H144V136L142 135ZM145 133H146V135H145ZM154 133H155L156 136L154 135ZM104 134H105V135H104ZM106 134H107V135H106ZM116 134H117V132H116ZM98 135H99V133H98ZM98 135H97V139H99V138H98ZM133 135H134V136H133ZM148 136H149V139H148ZM150 136H153V137H150ZM120 137L116 135V140H117L118 138H120ZM132 137L136 138V140L138 139V142H137L136 140H134L135 142H137V143H135V142L133 141L134 138H132ZM144 137H145V138H144ZM155 137H157V138H155ZM32 138H33V139H32ZM32 138H31V140L28 138V139L30 140V142H31V141L36 142V140H34V137H32ZM101 138H102V137H101ZM101 138H100V139H101ZM113 138L115 139V137H113V136L111 135L110 139H113ZM125 138H126V139H125ZM154 138L156 139V142L154 141ZM130 139H131V140H130ZM147 139H148V140H147ZM151 139H152V140H151ZM101 140H102V139H101ZM120 140H121V139H120ZM120 140H119V139L117 140V145H118V142H119ZM139 140H140L141 142H140ZM109 141H110V140H109ZM109 141H107V145L110 143ZM111 141H112V140H111ZM113 141H115V140H113ZM130 141H133V143H131ZM147 141H148V142H147ZM150 141H151V142H150ZM153 141L155 142V144H154ZM27 142H28V141H27ZM157 142H158L159 144H158ZM32 143H33V142H32ZM111 143H112V142H111ZM111 143H110V144H111ZM151 143H153V145H154L153 147L151 146V145H152ZM156 143H157V144H156ZM26 144H27V143H26ZM33 144H34V143H33ZM33 144H32V145L30 144V145H31V146H34ZM105 144H106V143H105ZM121 144H120V145H121ZM143 144H144V145L146 144V145H145V149H146V150H142V149H144V145H143ZM112 145H113V146L111 147V150H112L113 147H114V150H112V152H113V151L115 152V151L117 150V154L120 152V155H123V154L121 153V150H119V149H116V150H115V146H114V145H116V141H115V143H112ZM117 145H116V146H117ZM133 145L136 146V147H134ZM139 145H141L140 148H139ZM142 145H143V146H142ZM156 145H157V146H156ZM35 146H36V145H35ZM109 146H111V145H109ZM25 147H26V145H25ZM25 147L22 149L21 153H23ZM133 147H134V148H133ZM141 147H142V149H141ZM151 147H152V148H151ZM147 148H148V149H147ZM149 148H150L152 151H150ZM131 149H132V150H131ZM134 150H135V151L138 150L139 152H133V155H132V151H134ZM140 150H142L143 152L140 151ZM26 151H28V150H26ZM146 151H147V152H146ZM140 152H141V153H140ZM24 153H26V152H24ZM51 153H52V151H51ZM115 153H116V152H115ZM115 153H114V154H115ZM127 153H128V154H127ZM136 153H137L139 156H135ZM139 153H140V154H139ZM142 153H143V157H144V156H146V157L143 158L144 160H141V161H140L139 159H142V157L140 156ZM145 153H146V155H145ZM114 154H113V155H114ZM129 154H131V155H129ZM147 154H148V155H147ZM49 155H50V154H49ZM49 155H48V156H49ZM51 155H53V153H52ZM51 155H50L49 157H52V158L55 157V156H51ZM115 155H116V154H115ZM150 156H151V155H150ZM120 157H121V158H120ZM136 157H137V159H136ZM52 158H50V159H52ZM112 158H113V157H112ZM134 158H135V160H136L135 162H134ZM145 158H146V159H145ZM50 159L47 160V164L53 161V164H51V163H50V164L53 166V169H54V166H56L57 170H56V169H55L56 171L53 170V173H52L51 171H47V170H49V168L51 169L52 166L50 167V165L48 164V169H47V164H46V166H45V169H47L46 171H47L48 173H49V172L52 173V175H56V174H57V175H60V173H56V174H55V172H57V171H59V170H60L59 172H61V168H60V169L58 168V167L60 166V164H59V163L57 164V161L55 160L56 158H55V159H52V161H50ZM149 159H151V157H149ZM149 159H148V163H149ZM54 160H55L56 163L54 162ZM119 160H120V161H119ZM48 161H50V162H48ZM112 161H111V160L109 161V162H111V163H110L111 166L113 165V164H112ZM129 162H130V164H129ZM143 162H141V163L144 164V165H147V164H148L147 162H146L147 164H146V163H143ZM54 163H55V164H54ZM203 165H204V164H202V165H200V166H203ZM205 165H207V164H205ZM111 166H110V168H112V170H111L112 174L110 175V178L113 176V177H112V179H113L114 176L116 175V172H115V171H117V169H120V170H121V168H118V167H119V166H118L117 169H116V166H117L116 164H115V166H114L115 168H113V167H111ZM200 166H199V167H200ZM197 167H198V165H197ZM199 167H198V168H199ZM205 167H207V166H205ZM129 168H127V170H129ZM201 168H202V167H200V169H201ZM203 168H204V166H203ZM207 168H208V167H207ZM207 168H206V170L209 171ZM209 168H210V167H209ZM33 169H35V166L33 167ZM58 169H59V170H58ZM114 169H116V170L114 171L115 174H113V170H114ZM130 169H132V168H130ZM51 170H52V169H51ZM120 170H118L117 172H120ZM202 170H204V169H202ZM206 170H205V172H207ZM43 171H44V170H43ZM46 171H44V173H43L44 175L46 174ZM123 171H124V170H123ZM123 171H121V172H123ZM130 172H131V170H129V172H126V170H125L124 173H123V174L120 173V175H122V176L124 175V176H123V178H124V177H126V176H125V175H126L125 173H128V174H127L128 176H130L131 173H133V172H131V173H130ZM200 172L202 173L203 171L200 170ZM36 173L39 174V172H36ZM203 173H204V172H203ZM38 174H36V175L38 176ZM43 174H42V173L39 174V177L43 176V177H41V178H43V179L37 178V177L35 176V174H34L32 177L35 176L38 180H40V182H41V180H42V181L44 180V182H42V183H48V180H49V179H50V181H51V178H52V180L54 179V178L52 177L51 174H50L51 177H49V175L46 174V175H48V177H47V179H44V178H46V175L44 176ZM117 174H118V173H117ZM129 174H130V175H129ZM133 174H134V173H133ZM207 174H208V173H207ZM128 176H127V178H128ZM135 176H136V175H134V176H130V177H129L130 179H131V178L133 179V180L131 179L132 181L129 180V185H130V186H131V184H135V183H136L135 185H137V183H138V182H136V180H137L136 178H137V177L135 178ZM54 177H55V176H54ZM57 177H58V176H56L55 178H57ZM124 179H125V180H123V185H125V183H128V182H127L128 180L126 181V178H124ZM134 179H135V180H134ZM46 180H47V181H46ZM115 181H116V179H114V182H115ZM120 181H121V180H120ZM120 181H118V182H120ZM125 181H126V182H125ZM134 181H135V183H134ZM137 181H138V180H137ZM112 182H113V180H112ZM121 182H122V181H121ZM121 182H120V183H121ZM131 182H133V183H131ZM130 183H131V184H130ZM45 185H46V184H45ZM45 185H44V187H45ZM119 185H122V184H118V183H117V186H118V187H116L115 191L117 190V191L119 192V189H120V191H121L122 188H120ZM123 185H122V186H123ZM126 185H127V184H126ZM126 185H125V186H126ZM46 186H47V185H46ZM122 186H121V187H122ZM125 186H124V187H125ZM130 186H129V187H130ZM132 186H133V185H132ZM126 187L128 188V186H126ZM126 187L123 188V189H124V190H127ZM117 188H118V189H117ZM132 188L135 189L136 186H134V187H132ZM122 191H123V190H122ZM124 192H126V191H124ZM119 193H120V192H119ZM115 194H117V192H115ZM118 196H119V197H118ZM115 198H116V197H115ZM117 198H118V199H119V198H122V195H121V194H120V195L117 194ZM117 198H116V199H117ZM144 198H145V197H144ZM145 200H147L146 203H147L148 205H145ZM115 201H117V200H115ZM143 201H144V205H145V206H148V207L150 206L151 203H148V202L150 201V200L148 201V198H145L144 200H143V198H142V201H141L142 206H144V205H143ZM118 203H120V199H119V201H117V203H116L117 206L119 205V206H118V208H119L121 205L118 204ZM154 203H155V202H154ZM145 206H144V207H145ZM144 207H143V209H144ZM150 208H151V206H150ZM150 208H148V209H150ZM145 209H146V208H145ZM145 209H144V210H145ZM146 211H148V210L146 209ZM94 222H95V221H94ZM96 222H97V221H96ZM96 222L93 223V226H94V224L99 223V224H102V225H97V226H100V228H101V227H104V230L106 229L105 232H107V231L110 230V229L106 228L108 225L103 224V223H101V222H99V221H98L97 223H96ZM73 225H74V224H73ZM103 225H104V226H103ZM94 227H95V226H94ZM92 234H94V233H92ZM92 234H91V235H92ZM84 235H85V236H84ZM84 235L77 236V237H76L77 239H75L76 241H74V242H76V244H78L77 241H78V240H79V241L81 240V241H80V246H81V243H83V241H84V243H83L84 246H83V244H82V246H81L82 248L79 246V247L82 249V253L84 254V253L86 252V253L90 254V252H91V255L93 256L92 252H94V246H93L91 243H89V238H90V237H88V241H87V239H86V238H87V236H86L87 233H85ZM82 240H83V241H82ZM45 243H46V242H45ZM46 244H47V245H46ZM46 244H44V246L46 245L48 250H47V249H45V250L48 251V252L50 251V254H52V253H51L52 250L55 249V251H53L54 256H52V258H53V257H54V259L57 258L56 260H58V262H60V261H59L60 254H58V251L56 250V248H58V247L55 246V248H54L53 245H50V248H51V246H52L53 248H51V250H49V249H50V248L48 247L49 245H48V243H46ZM85 244H86V246H87V244H88V246H87L88 248L85 246ZM89 244H90V245H89ZM78 245H79V244H78ZM46 246H45V248H46ZM90 246H92L93 249H92ZM84 247H86V248L83 249ZM115 247H120V246L118 245V246H115ZM89 248H90V249H89ZM86 249H88V250L86 251ZM116 249H119V250H120L119 253H121V251H123L122 248H116ZM83 250H84L85 252H83ZM92 250H93V251H92ZM119 250H116V251H117L116 254H118V251H119ZM56 251H57V253H56ZM89 251H90V252H89ZM70 252H71V251H70ZM86 253H85L84 255H86V257L88 258V256H87ZM55 254H56V255H55ZM121 254H122V253H121ZM121 254H119V255H117V256H120V257H121V256H122ZM91 255H89V258L92 257ZM55 256H56V257H55ZM58 257H59V258H58ZM52 258H51V259H52ZM54 259H52V260H54ZM56 260H55V261H56ZM61 263H62V262H60V264H61ZM56 264H59V263H56Z\"/></svg>",
    "mask_w": 264,
    "mask_h": 264
}]
</instances>
